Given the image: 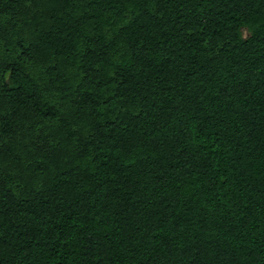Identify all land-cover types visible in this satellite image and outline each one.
<instances>
[{
	"label": "trees",
	"instance_id": "1",
	"mask_svg": "<svg viewBox=\"0 0 264 264\" xmlns=\"http://www.w3.org/2000/svg\"><path fill=\"white\" fill-rule=\"evenodd\" d=\"M0 264H264V0H0Z\"/></svg>",
	"mask_w": 264,
	"mask_h": 264
}]
</instances>
